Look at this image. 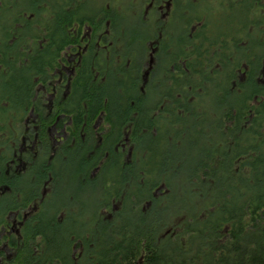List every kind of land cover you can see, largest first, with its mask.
I'll list each match as a JSON object with an SVG mask.
<instances>
[{
    "label": "trees",
    "instance_id": "16d2710c",
    "mask_svg": "<svg viewBox=\"0 0 264 264\" xmlns=\"http://www.w3.org/2000/svg\"><path fill=\"white\" fill-rule=\"evenodd\" d=\"M0 264H264V0H0Z\"/></svg>",
    "mask_w": 264,
    "mask_h": 264
}]
</instances>
